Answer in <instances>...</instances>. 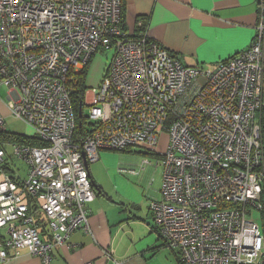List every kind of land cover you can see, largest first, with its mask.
<instances>
[{"label": "built area", "instance_id": "built-area-1", "mask_svg": "<svg viewBox=\"0 0 264 264\" xmlns=\"http://www.w3.org/2000/svg\"><path fill=\"white\" fill-rule=\"evenodd\" d=\"M258 4L252 43L209 67L181 63L147 30L125 31L123 0H0V87L9 89L11 114L46 143L0 140V264L23 249L53 264L54 248L89 226L97 194L85 159L134 146L163 166L162 198L149 207L158 236L184 264H264ZM100 49L112 52L101 82L84 94L93 124L76 138L72 83ZM0 130H8L3 116ZM14 159L25 163V177L7 173Z\"/></svg>", "mask_w": 264, "mask_h": 264}, {"label": "crops", "instance_id": "crops-1", "mask_svg": "<svg viewBox=\"0 0 264 264\" xmlns=\"http://www.w3.org/2000/svg\"><path fill=\"white\" fill-rule=\"evenodd\" d=\"M125 3L123 27L128 33H135L138 24L146 21L149 38L190 66L215 67L246 49L257 35L258 0H125ZM7 97L5 101L0 99V116L4 118L11 114ZM102 155L101 151L100 159ZM139 165L127 172L119 166L109 184L102 181L98 169L94 172V166L89 165L91 181L102 193L97 192L89 203L88 229L75 231L64 245L56 246L53 264H112L114 258L123 264H179L176 251L158 236L149 207L152 200L162 198L161 191L150 187L144 193L142 185L149 167L155 170L158 166ZM110 251L112 258L107 254ZM2 264H41V261L23 249L19 254L10 250L9 258Z\"/></svg>", "mask_w": 264, "mask_h": 264}, {"label": "rangeland", "instance_id": "rangeland-1", "mask_svg": "<svg viewBox=\"0 0 264 264\" xmlns=\"http://www.w3.org/2000/svg\"><path fill=\"white\" fill-rule=\"evenodd\" d=\"M111 50L110 49H100L92 58L90 63L88 64L87 69V75H86V84L87 86H96L98 85L105 72L106 65L109 62V58L111 56ZM9 92V89L6 87H0V99L5 101L7 94ZM89 109L87 107H84V114H88ZM3 116V115H2ZM6 116V115H5ZM4 117V116H3ZM7 129L21 134L26 135H33V129L30 125H28L26 122L15 118L12 114H9L5 117ZM168 131H164V133L161 135L160 143L158 145L159 150H163L166 142L168 141ZM5 149L10 152V146H6ZM103 155L101 156V159L98 161L91 163V165L94 166V172H96V169L100 172V178L102 181L104 180L107 184L112 183V175L116 169L122 168L124 171H128L131 168H137L142 165L143 158H148L153 165H156L157 158L153 157L152 155L144 154V149H142L139 146H134L129 150L123 151V150H112V149H104L102 150ZM13 164V166H12ZM150 165V164H149ZM12 166V167H11ZM12 170L8 169L7 173L11 175L12 177H15L17 174L21 177L26 176V165L22 160L14 159L12 163H10L9 166ZM148 168V167H147ZM152 169V170H150ZM163 166H158L157 168L149 167V171L145 173L146 181L143 185L144 193L150 188L154 187L159 191L162 190V174H163ZM142 175V173L140 174ZM141 179V176H138ZM152 178H154V181H152ZM135 188L133 187V191L135 194ZM162 197L161 193H159ZM161 199V198H160Z\"/></svg>", "mask_w": 264, "mask_h": 264}, {"label": "trees", "instance_id": "trees-1", "mask_svg": "<svg viewBox=\"0 0 264 264\" xmlns=\"http://www.w3.org/2000/svg\"><path fill=\"white\" fill-rule=\"evenodd\" d=\"M125 9H126V3L125 0H123V15H122V19H121V26L122 28L125 30V28L123 27V20H124V15H125ZM147 29V22L142 20V22L140 24H138V26L136 27V32L135 33H131V35H135L138 36L140 33L144 32ZM126 31V30H125ZM88 69V67H87ZM87 69L84 71V73L79 74L78 78L76 79V81L74 83H72V102H73V107L75 110V115H76V121H77V126H76V130H75V137L76 138H83L85 137L90 131V124H93L91 122H89V120L87 119V116L84 114V94L86 89L88 88L87 84H86V75H87ZM80 110H82L83 115L80 116L79 112ZM81 123V125H80ZM34 132V130H33ZM0 140H8V141H12V142H20V143H28V144H33V145H46V143L42 142L34 133L33 135H26V134H21V133H16V132H12L10 130H0ZM131 149V148H129ZM126 149V150H129ZM123 150V151H126ZM8 152V150H7ZM144 154L147 155H152L153 157H156L154 153H151L149 151H145L143 152ZM4 168L8 171V169L12 170L9 165H5ZM93 185V188L97 192H101V188L96 185ZM177 253V252H176ZM177 259H178V263L179 264H184L178 253H177Z\"/></svg>", "mask_w": 264, "mask_h": 264}, {"label": "water", "instance_id": "water-1", "mask_svg": "<svg viewBox=\"0 0 264 264\" xmlns=\"http://www.w3.org/2000/svg\"><path fill=\"white\" fill-rule=\"evenodd\" d=\"M79 115H80V116H82V115H83V112H82V110H80V112H79ZM80 125H81V123H80ZM85 163H86V166H87V168H89V164L87 163L86 159H85Z\"/></svg>", "mask_w": 264, "mask_h": 264}, {"label": "bare ground", "instance_id": "bare-ground-1", "mask_svg": "<svg viewBox=\"0 0 264 264\" xmlns=\"http://www.w3.org/2000/svg\"><path fill=\"white\" fill-rule=\"evenodd\" d=\"M88 264H91V263H88Z\"/></svg>", "mask_w": 264, "mask_h": 264}]
</instances>
